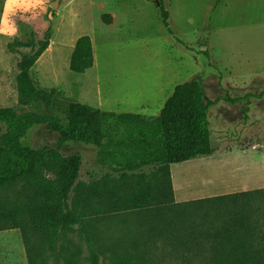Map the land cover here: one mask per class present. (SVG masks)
I'll return each mask as SVG.
<instances>
[{
    "label": "rangeland",
    "instance_id": "1",
    "mask_svg": "<svg viewBox=\"0 0 264 264\" xmlns=\"http://www.w3.org/2000/svg\"><path fill=\"white\" fill-rule=\"evenodd\" d=\"M158 1L16 0L8 5L0 0V28L5 30L0 33V108L64 119L75 102L158 117L183 83H202L207 102L264 95V0H163L169 27ZM104 15L112 16L111 25L104 23ZM13 27L15 34L7 35ZM47 33L51 44L33 76L58 97L51 108L36 103L24 107L19 64L30 48L19 44H28L33 35L43 40ZM83 36L93 41L95 65L80 75L70 66ZM209 127L215 154L171 166L176 204L264 189V97L212 106ZM114 128L113 123L106 125L107 130ZM25 142L33 149L57 148L59 135L40 126ZM62 152L82 156L80 181L88 187L91 203L85 225L67 233L48 264H96L94 252L98 264H118L127 256L137 264H204L200 257H179L170 237L148 247L144 216L122 211L118 203L126 194L125 187L118 188L124 173L102 165L97 148L70 144ZM142 172L152 175L154 169L128 175L135 181ZM0 264H29L20 229L0 231Z\"/></svg>",
    "mask_w": 264,
    "mask_h": 264
},
{
    "label": "trees",
    "instance_id": "2",
    "mask_svg": "<svg viewBox=\"0 0 264 264\" xmlns=\"http://www.w3.org/2000/svg\"><path fill=\"white\" fill-rule=\"evenodd\" d=\"M160 1L163 22L169 27V12ZM103 21L111 25L112 16L104 15ZM50 44L49 33L43 40L33 35L28 44H19L30 48L19 64L21 106L36 103L51 108L55 104L58 92L41 88L33 76ZM94 65L93 41L83 36L76 43L71 71L83 75ZM263 97L225 96L207 102L202 83L188 82L175 88L158 117L104 111L75 102L67 107L64 119L0 108V231L20 229L29 264H48L67 233L84 226L88 217L89 190L80 181L83 158L62 152L64 146L85 144L99 150L102 165L124 173V184L118 188L125 187L126 194L118 203L122 211L144 216L148 247L158 238L169 241L170 237L169 244L179 257H200L204 264H264V189L176 204L171 178V166L215 154L209 127L212 106ZM109 123L115 128L107 130ZM40 126L59 135L57 148L27 145L25 139ZM146 168H153L154 173L142 172L134 176L135 181L128 175ZM11 191L13 197L8 195ZM88 243L94 248L91 240ZM93 258L98 264L96 252ZM118 264L137 263L127 256Z\"/></svg>",
    "mask_w": 264,
    "mask_h": 264
},
{
    "label": "clouds",
    "instance_id": "3",
    "mask_svg": "<svg viewBox=\"0 0 264 264\" xmlns=\"http://www.w3.org/2000/svg\"><path fill=\"white\" fill-rule=\"evenodd\" d=\"M15 2H16V0H8V5H11ZM39 2H40V0H36V3H39ZM4 31H5L4 28H0V33L4 32ZM16 31H17V29H15L13 27L10 31L7 32V35H9V36L14 35Z\"/></svg>",
    "mask_w": 264,
    "mask_h": 264
},
{
    "label": "water",
    "instance_id": "4",
    "mask_svg": "<svg viewBox=\"0 0 264 264\" xmlns=\"http://www.w3.org/2000/svg\"><path fill=\"white\" fill-rule=\"evenodd\" d=\"M55 6H56V4H53V7H55ZM158 6L161 7V2L160 1H158Z\"/></svg>",
    "mask_w": 264,
    "mask_h": 264
}]
</instances>
